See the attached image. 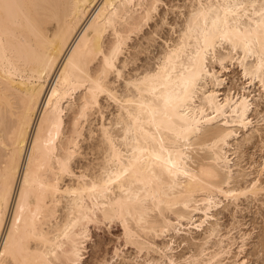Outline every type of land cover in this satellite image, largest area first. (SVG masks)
Here are the masks:
<instances>
[{
    "label": "bare ground",
    "instance_id": "6f19581e",
    "mask_svg": "<svg viewBox=\"0 0 264 264\" xmlns=\"http://www.w3.org/2000/svg\"><path fill=\"white\" fill-rule=\"evenodd\" d=\"M158 2L0 0V264H80L90 227L100 222H119L125 243L144 250L151 263V239L178 231L183 220L202 228L218 195L235 200L264 190L258 184L264 157L244 184L230 186L227 176L224 147L235 126L250 123L249 94L218 99L207 89L194 103L209 73L221 84L207 54L222 42L229 53L217 61L238 54L242 74L264 85V0H193L179 39L155 68L129 77L119 95L109 75H122L116 61L123 45ZM109 30L113 38L104 48ZM102 95L117 103L114 122L121 127L114 134L101 121L102 160L87 177L74 173L72 160L88 112L103 110ZM69 175L74 179L63 183ZM62 194L68 198L58 221ZM206 231V240L217 234L213 225ZM205 250L184 262L222 264L214 260L228 253L220 247L203 258Z\"/></svg>",
    "mask_w": 264,
    "mask_h": 264
},
{
    "label": "rangeland",
    "instance_id": "374dc122",
    "mask_svg": "<svg viewBox=\"0 0 264 264\" xmlns=\"http://www.w3.org/2000/svg\"><path fill=\"white\" fill-rule=\"evenodd\" d=\"M194 3L193 0H159L156 10L153 11L152 17L150 16L151 18L148 19L147 23L142 26L137 34H130L125 46L123 45L122 54H119L120 60L116 61L117 69L120 70L122 75L118 77L115 74L116 72H112V75L110 74L108 78L109 83L116 86H114V89L117 94L120 95L121 92H127L128 88H126L127 86L125 87V84L129 77L139 76L144 71L157 66L161 58L160 55L162 56L164 51L167 48L169 49L179 39L185 19L192 10ZM111 33L112 31L109 30L105 34L106 36L103 40L104 48L107 47L112 40L111 38H113ZM214 50L215 52L209 51L207 54V64L209 66L213 65L214 69L211 72L216 74L215 76L218 79H222L221 84L217 85L213 75L209 73L205 78L201 79L197 89L198 95L196 94L194 103H199L201 93L207 89H214L218 94V99H222L226 95H235L238 92L249 94L252 102L248 110L250 123L245 128L235 126V128H238L236 133L228 139V144L224 147L231 171L228 173V170L223 168V171H225L223 172L224 174L221 172V175L224 176L228 173L227 176L230 175L229 177L231 178L229 179V185L236 186L240 185V183L244 184L255 176V170L258 169V165L264 157V85L260 84L257 78L250 82L242 74V68L237 60L238 54L232 52L233 58L231 60L229 57L224 58L222 64L217 61L220 55L225 56L229 53L225 42L217 44ZM252 61L253 56L245 59V63L248 64ZM95 64H98V59L92 64V69H94ZM115 76L117 77L115 78ZM99 99L103 110H98L97 107L88 112L89 117L87 116V121H85L86 123L84 122V131H82L83 137L79 138L80 148L78 154L72 160L74 173L86 174L87 172V177L98 172V165L102 160L101 149L104 145H102L98 133L101 121L104 120L103 122L107 124L108 128H111L112 132H115H113L114 134L118 133L117 131L121 127V125L117 127L119 124L115 123L116 115H118L117 103L105 95H102ZM102 113L103 117L100 119ZM69 116L70 113H67V119L65 117V120L68 121ZM65 131H67V126ZM88 133H90L89 135L93 134L89 136ZM118 139L116 142H119ZM205 153V151L199 152L202 156ZM84 167L87 170H84ZM260 174L258 184H262L260 186L264 187V165ZM72 178L70 175L66 176L63 183H69ZM66 196L64 194L61 195L59 213H57L58 218H56L58 221L62 219L61 215L63 216L64 214L62 211L66 208L65 203L68 198ZM214 201H217L218 205L212 209L211 213L213 215L209 218V222L203 226L204 228L196 229L192 223L186 224L187 221L183 220L182 225L177 227H180L178 231L170 230L163 233L164 235L161 234V236L152 238L150 256L155 259L151 263L145 261L144 250L138 253L132 244L125 243L122 225L119 222H113L114 224H102L100 222L101 224H94L95 226L93 225V227L91 225L90 236L85 242L86 249H83L84 254L80 264H172L173 262H169L170 260L166 258L165 254H171L178 264H186L183 260L184 257L203 247L206 249L203 258H207V254L213 253L220 247L228 251L226 254L222 253L214 262L220 260L222 264H234L236 261L243 259L246 264H264V190H260L256 196L248 193L241 195L239 199L235 200L218 195L214 198ZM201 215V211H196V213H193V218L198 219V216L200 217ZM56 220L53 219L51 223H56ZM51 223L49 224L51 225ZM210 225L217 229V234L206 240V229ZM217 241L222 245H217ZM166 244L171 248L168 247L169 249L167 248L164 252L157 248ZM157 259L159 262H156Z\"/></svg>",
    "mask_w": 264,
    "mask_h": 264
}]
</instances>
